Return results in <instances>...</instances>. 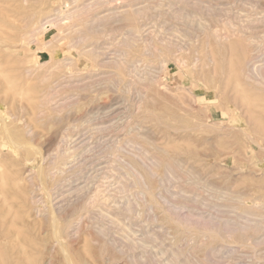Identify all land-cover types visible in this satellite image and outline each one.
<instances>
[{
  "label": "rangeland",
  "instance_id": "obj_1",
  "mask_svg": "<svg viewBox=\"0 0 264 264\" xmlns=\"http://www.w3.org/2000/svg\"><path fill=\"white\" fill-rule=\"evenodd\" d=\"M0 50V264H264V0H0Z\"/></svg>",
  "mask_w": 264,
  "mask_h": 264
},
{
  "label": "bare ground",
  "instance_id": "obj_2",
  "mask_svg": "<svg viewBox=\"0 0 264 264\" xmlns=\"http://www.w3.org/2000/svg\"><path fill=\"white\" fill-rule=\"evenodd\" d=\"M153 8V7H152ZM158 13V12H157ZM138 15V14H137ZM159 15V14H158ZM130 19V18H129ZM140 19V18H139ZM126 21H128V20H126ZM130 22H131V20H130ZM132 22H133V20H132ZM132 22L130 23L131 25H132ZM137 22V21H136ZM166 22V21H165ZM165 22H163V23H165ZM41 23V22H40ZM127 23V22H126ZM135 23V22H134ZM143 23V22H142ZM34 25V24H33ZM32 25V26H33ZM130 25V26H131ZM140 25H142V24H140ZM28 26V25H27ZM32 26H31V28H32ZM40 27V26H39ZM28 28V27H27ZM30 28V27H29ZM30 28V29H31ZM90 28V27H89ZM135 28V27H134ZM133 28V29H134ZM138 28H140L139 26L137 27V30H138ZM40 29V28H39ZM131 29H132V27H131ZM136 29V28H135ZM132 31H134V30H132ZM24 32V31H23ZM26 33V32H25ZM43 33V32H42ZM125 33V32H124ZM130 33V32H129ZM135 33H136V31H135ZM29 34H31V33H29ZM134 34V33H133ZM26 35V34H25ZM43 35V34H42ZM60 35V34H59ZM31 37H33V36H31ZM61 38V37H60ZM32 41V40H31ZM51 41V40H50ZM44 42V41H43ZM46 42H48V41H46ZM94 42V41H93ZM70 43V42H69ZM135 43V42H134ZM88 44V43H87ZM93 44V43H92ZM44 47V46H43ZM39 48V47H38ZM42 48V47H41ZM81 48V47H80ZM78 49V48H77ZM1 51V50H0ZM91 51V50H90ZM247 55V54H246ZM25 57V56H24ZM32 57V56H31ZM138 57V56H137ZM34 58V57H33ZM204 58V57H203ZM234 58V57H233ZM7 59V58H6ZM23 59V58H22ZM8 60V59H7ZM13 60V59H12ZM34 60H35V58H34ZM138 60V59H137ZM136 60V61H137ZM251 60H253V59H251ZM22 61V60H21ZM135 61V62H136ZM139 61V60H138ZM141 61V60H140ZM205 61V60H204ZM221 61V60H220ZM236 61V60H235ZM254 61V60H253ZM16 62H17V59H16ZM233 62V61H232ZM57 63V62H56ZM59 63V62H58ZM137 63V62H136ZM136 63L134 64L135 66H136ZM206 63V62H205ZM247 63H249L248 61H247ZM9 64V63H8ZM17 64V63H16ZM41 64V63H40ZM46 64V63H45ZM55 64V63H54ZM131 64H133V61H132V63ZM218 64H220V63H218ZM221 64H222V62H221ZM226 64V63H225ZM252 64V63H251ZM1 65V64H0ZM10 65V64H9ZM60 65V64H59ZM134 65H132V66H134ZM139 65V64H138ZM230 65V64H229ZM249 65V64H248ZM143 66V65H142ZM149 66V65H148ZM225 66H227V65H225ZM1 67V66H0ZM59 67V66H58ZM146 67V66H145ZM219 67V66H218ZM220 67H221V65H220ZM253 67H256V65L254 66L253 65ZM31 68V67H30ZM38 68H40V67H38ZM55 68V67H54ZM230 68H231V65H230ZM230 68H228V71L231 73V70H229ZM252 68V67H251ZM36 69V68H35ZM46 69V68H45ZM148 69V68H147ZM218 69H220V68H218ZM222 69V68H221ZM225 69V68H224ZM246 69V68H245ZM252 69H254V68H252ZM25 70H27V69H25ZM28 70H29V68H28ZM32 70V69H31ZM247 70V69H246ZM2 71V70H1ZM44 71V70H43ZM49 71V70H48ZM47 71V72H48ZM251 71V70H250ZM13 72V71H12ZM50 73V72H49ZM229 73V74H230ZM235 73V72H234ZM233 74V73H232ZM231 74V75H232ZM44 75V74H43ZM221 75V74H220ZM226 75V74H225ZM228 75V74H227ZM2 77H3V74L1 75ZM7 77V76H6ZM45 77V76H44ZM235 77V76H234ZM233 77V78H234ZM47 78V77H46ZM228 78H231V76L230 77H228ZM227 78V79H228ZM236 78V77H235ZM234 78V79H235ZM242 78V77H241ZM44 79V78H43ZM226 79V80H227ZM225 80V81H226ZM45 81V80H44ZM228 82V81H227ZM232 82V81H231ZM236 82V81H235ZM225 84H226V82H225ZM224 84V86L225 87H227L226 85ZM230 84V83H229ZM233 84V83H232ZM235 85V84H234ZM234 85L233 86H231L232 88L234 87ZM27 86V85H26ZM28 87V86H27ZM235 88V87H234ZM233 88V89H234ZM12 89V88H11ZM251 89V88H250ZM16 90V89H15ZM20 90V89H19ZM27 90H28V88H27ZM34 91V90H33ZM224 91V90H223ZM236 91V90H235ZM242 91H244V90H242ZM250 91V90H249ZM252 91V90H251ZM28 92V91H27ZM237 93V92H236ZM21 94V93H20ZM238 95H240V93H237ZM245 94V93H244ZM19 95V94H18ZM236 95V94H235ZM237 95V96H238ZM257 95V94H256ZM256 95H253V96H256ZM236 96V97H237ZM241 96V95H240ZM239 96V100H240V102H243V101H241V99H244L245 101L243 102V103H245L248 107L247 108H249V110L251 111V114H255V115H258V114H262V115H264V103L262 102V100H259V99H256V98H252V97H250V96H248L247 94L243 97V98H241ZM259 96V95H258ZM262 98H263V96H261ZM249 113V112H248ZM249 115H250V113H249ZM252 116V115H251ZM257 117H259V116H257ZM253 120H254V118H253ZM259 120H261L260 118H259ZM259 120H257V118H256V120H254V121H258L259 122ZM255 122V123H256ZM257 122V123H258ZM262 121H260L259 122V124L261 123ZM257 123H256V127H258L259 128V125H257ZM262 125H260L261 126V129H260V131L263 129V127H264V123L262 122L261 123ZM254 125V124H253ZM183 128V127H182ZM181 127H180V129H182ZM264 131V130H263ZM262 132V131H261ZM263 136V135H262ZM264 137V136H263ZM262 138V137H261ZM158 148V147H157ZM176 148H178L177 146H176ZM165 150V149H164ZM175 150H177V149H175ZM178 150H179V148H178ZM182 151V150H181ZM179 160V159H178ZM182 161L180 160V163H181ZM41 171V170H40ZM40 173V172H39ZM40 175V174H39ZM2 176V175H1ZM3 182V181H2ZM146 185V184H145ZM144 191V190H143ZM142 194H143V192H142ZM54 229V228H53ZM55 231V230H54ZM56 236V235H55ZM57 241V240H56ZM63 248V247H62ZM65 256V255H64Z\"/></svg>",
  "mask_w": 264,
  "mask_h": 264
}]
</instances>
